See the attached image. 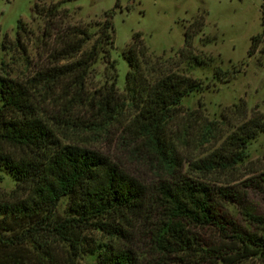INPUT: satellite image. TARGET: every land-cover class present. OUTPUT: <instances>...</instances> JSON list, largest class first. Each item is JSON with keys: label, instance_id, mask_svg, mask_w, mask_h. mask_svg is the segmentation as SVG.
<instances>
[{"label": "trees", "instance_id": "16d2710c", "mask_svg": "<svg viewBox=\"0 0 264 264\" xmlns=\"http://www.w3.org/2000/svg\"><path fill=\"white\" fill-rule=\"evenodd\" d=\"M59 5L61 2L34 4L32 11L43 19L42 36H54L55 62L68 63L39 69L27 83L0 77V142L6 147L0 148V170L15 183L9 200L0 201V231L18 233V237L0 235V264H31L29 257L19 251L27 244L42 247L44 252L53 247L64 248L66 260L48 259L50 264H75L84 245L86 253L94 257L89 264H138L130 251L119 249L116 244L89 245L84 235L100 231L124 238L127 227L142 217L150 221V241L154 252L162 257H198L203 262L209 259L208 254H203L205 250H198L199 244L189 228L211 226L230 233L227 238L237 244L234 255L238 259H254L264 264V213L243 211L248 228H241L221 212V202L232 197L228 192L181 173L182 156L179 157L170 141L168 123L176 115L181 100L202 89L201 82L174 69H151L153 74L144 71L140 60L145 47L140 34L134 33L122 54L129 68L123 91L119 92L111 81L86 96L83 77L98 59H103L114 71L109 61L113 12L107 11L103 20L97 22L94 38L86 26L78 24H66L54 34L49 31L53 21L67 17V11ZM261 26L264 30V15ZM202 27L203 18L199 15L184 28L178 62L185 61L193 67L203 65L204 61L191 48L193 37ZM25 32V24L19 19L16 43ZM261 36L262 33L251 38L248 56L254 53ZM261 50L264 52V46ZM237 71L229 73L214 67L212 77L226 82ZM62 81L66 90L53 98L51 104L58 103L61 111L75 105L88 106V111H97L102 120L131 111L130 133L154 155L164 172L163 178L145 187L105 156L62 144L44 119L50 113L47 104L34 91L40 87L50 89L52 84ZM263 129L264 116L252 114L207 156L187 161L188 167L208 173L232 168L244 157L247 143ZM199 137L212 139L214 130L207 127ZM261 193L264 197V185ZM61 200H65V206L59 213L57 206ZM7 224L12 227L4 228Z\"/></svg>", "mask_w": 264, "mask_h": 264}, {"label": "rangeland", "instance_id": "374dc122", "mask_svg": "<svg viewBox=\"0 0 264 264\" xmlns=\"http://www.w3.org/2000/svg\"><path fill=\"white\" fill-rule=\"evenodd\" d=\"M57 2H61L60 9L67 11V17L53 21L49 31L54 34L66 24H78L86 26L94 38L97 22L103 20L107 11L113 12V47L109 61L114 71L103 59H98L83 77L82 89L86 96L111 81L119 92L123 91L129 68L122 54L134 33L140 34L145 47V55L140 60L144 71L153 74L151 69H174L201 82L199 92L181 100L176 115L168 123V135L179 157L182 156L181 173L193 181L228 192L232 197L221 202V212L239 227L247 229L243 211L264 213L261 193L264 185V129L247 143L244 157L232 168L208 173L188 167L187 161L207 156L252 114L264 116V52L261 50L264 46L261 26L264 0H0V77L27 83L39 69L68 63L67 60L55 62L54 36H42L43 19L32 11L34 4L47 6ZM199 15L203 18V27L193 37L191 48L204 63L193 67L188 62H178L177 51L183 47L184 28ZM19 19L25 24L26 32L16 43ZM261 33L254 53L248 56L251 38ZM214 67L229 73L239 71L228 81L220 82L212 77ZM63 82L52 84L50 89H34L39 93L36 97L47 104L45 107L50 113L44 119L62 144L105 156L145 187L163 178L164 172L154 155L130 133L131 111L122 112L112 120L100 119L97 111H88V106L75 105L61 111L58 103L51 104L53 98L65 92ZM207 127L214 130V137L206 141L199 135ZM0 148L6 149L1 142ZM14 188L13 179L0 170V201L9 200ZM64 206L65 200H61L57 206L59 213ZM149 222L143 217L136 219L127 227L124 238L110 237L100 231H89L84 236L89 245L116 244L119 249L130 251L138 264H258L254 259H238L234 255L237 244L227 238L230 233L211 226L189 228L199 244L198 250H205L203 254H208L209 259L205 258L203 262L198 257H162L154 252ZM0 233L1 236L18 237L16 231ZM23 247L19 251L29 257L31 264H50L48 259L66 260V251L62 247L45 252L42 247L33 248L28 244ZM82 248L84 250L75 258V264H89L94 259L86 253L87 245Z\"/></svg>", "mask_w": 264, "mask_h": 264}]
</instances>
